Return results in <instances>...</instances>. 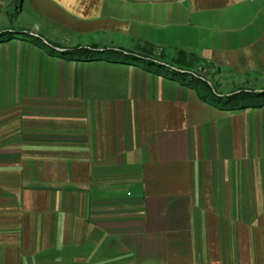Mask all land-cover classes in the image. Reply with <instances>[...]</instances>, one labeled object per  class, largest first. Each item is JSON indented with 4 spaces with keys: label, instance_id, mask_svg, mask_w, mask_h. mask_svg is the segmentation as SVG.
I'll return each mask as SVG.
<instances>
[{
    "label": "crops",
    "instance_id": "crops-1",
    "mask_svg": "<svg viewBox=\"0 0 264 264\" xmlns=\"http://www.w3.org/2000/svg\"><path fill=\"white\" fill-rule=\"evenodd\" d=\"M0 36V264H264V0H0Z\"/></svg>",
    "mask_w": 264,
    "mask_h": 264
},
{
    "label": "trees",
    "instance_id": "trees-1",
    "mask_svg": "<svg viewBox=\"0 0 264 264\" xmlns=\"http://www.w3.org/2000/svg\"><path fill=\"white\" fill-rule=\"evenodd\" d=\"M3 36V35H1ZM0 36V37H1ZM72 53H74V51H69L67 54L71 55ZM189 86L192 87V89L196 90V92L198 93V97L200 98V100L204 101V102H211L214 104H221V103H235L237 99H240V97H242V94H236V95H231L228 97H223V98H218L215 97L213 92L211 91V88L209 87L208 84H206L203 79L198 78L196 75L194 74H189Z\"/></svg>",
    "mask_w": 264,
    "mask_h": 264
},
{
    "label": "rangeland",
    "instance_id": "rangeland-1",
    "mask_svg": "<svg viewBox=\"0 0 264 264\" xmlns=\"http://www.w3.org/2000/svg\"><path fill=\"white\" fill-rule=\"evenodd\" d=\"M12 24H14V21H12ZM29 38H30V39H33V40H34V38L38 39V38L35 37V36H34V37H33V36H30ZM43 43H44V42H43ZM203 75H204V74H203ZM213 94H214L215 97H217V95H215V93H213Z\"/></svg>",
    "mask_w": 264,
    "mask_h": 264
},
{
    "label": "built area",
    "instance_id": "built-area-1",
    "mask_svg": "<svg viewBox=\"0 0 264 264\" xmlns=\"http://www.w3.org/2000/svg\"><path fill=\"white\" fill-rule=\"evenodd\" d=\"M246 1H249V2H254V1H256V0H246Z\"/></svg>",
    "mask_w": 264,
    "mask_h": 264
}]
</instances>
